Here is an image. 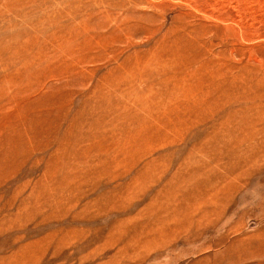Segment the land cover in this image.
I'll return each mask as SVG.
<instances>
[{
	"label": "rangeland",
	"instance_id": "374dc122",
	"mask_svg": "<svg viewBox=\"0 0 264 264\" xmlns=\"http://www.w3.org/2000/svg\"><path fill=\"white\" fill-rule=\"evenodd\" d=\"M0 264H264V0H0Z\"/></svg>",
	"mask_w": 264,
	"mask_h": 264
}]
</instances>
